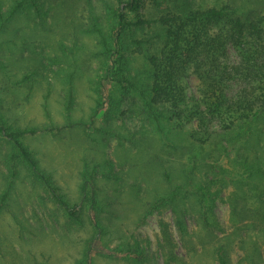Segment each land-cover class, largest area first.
Segmentation results:
<instances>
[{
    "label": "trees",
    "instance_id": "obj_1",
    "mask_svg": "<svg viewBox=\"0 0 264 264\" xmlns=\"http://www.w3.org/2000/svg\"><path fill=\"white\" fill-rule=\"evenodd\" d=\"M99 2L101 15L91 16V23L85 29L96 37L98 69L102 75L91 118L105 104L115 110L122 102L129 101L160 132L164 129L162 125L168 126L170 132L193 126L189 134L193 142L222 135V152L235 155L236 164L246 179L231 183L239 197L229 199L233 225L222 236L218 235L215 209L231 178L229 170L217 162L194 177L196 159L192 158L193 163L180 173L181 182L174 183L166 193L157 194L152 202L144 203V215L170 210L176 234L189 253L195 251L188 240L191 235L187 221L192 219L202 234L198 247L208 252L215 264H234L231 257L234 245L243 253L237 264H264V170L250 160L251 154H255L253 149L262 141V133L253 134L252 125L264 120L262 9L258 5L250 6V0H225L212 6H202L196 0ZM44 4V0H0V31L30 10L41 17L45 14ZM189 75L198 81L194 96H189L186 90ZM104 81L111 89L106 95L100 90ZM71 100L70 90L65 105L67 114ZM38 131L12 126L0 114V137L10 144L4 158L8 175L0 194V216L7 206L13 180L23 172L33 186L43 189L60 212L66 229L88 225L95 230L74 263L92 264L94 240L106 233L99 220L104 199H99L94 174L84 168L81 199L70 202L51 175L40 169L23 141L26 135ZM260 148L264 150V145ZM255 160L259 162L258 156ZM163 164L159 158L155 162L158 173L170 183V174ZM101 176L106 180L116 178L114 171ZM105 203L111 204L107 199ZM159 228L164 264H174L177 256L173 232L163 220L159 221ZM1 245L0 239V263L8 264V260L13 264H27L15 247L4 250ZM96 254L126 264H153L144 245L134 236L105 242ZM34 264L41 263L34 261Z\"/></svg>",
    "mask_w": 264,
    "mask_h": 264
},
{
    "label": "rangeland",
    "instance_id": "obj_2",
    "mask_svg": "<svg viewBox=\"0 0 264 264\" xmlns=\"http://www.w3.org/2000/svg\"><path fill=\"white\" fill-rule=\"evenodd\" d=\"M196 1L202 6H212L225 0ZM44 2L45 14L41 17L30 10L0 31V114L12 126L39 129L34 135H26L23 141L40 169L51 175L70 202L81 199L84 168L94 174L99 199H104L99 220L106 233L94 240L91 263L126 264L99 256L96 251L105 242L134 236L144 245L153 264H164L159 248V221L163 220L173 232L177 256L174 264H215L208 252L198 247L202 234L192 219L187 221L191 235L188 240L195 251L189 253L176 234L172 212L167 209L145 216L144 203L152 202L157 194H164L174 183L181 182L180 173L193 163L192 158L196 159L194 177L217 162L229 170L231 178L215 209L218 235L229 232L233 225L229 199L239 197L231 183L246 179L235 155L222 152V135L193 142L189 138L193 126L170 132L168 126L162 125L164 129L160 132L129 101L122 102L115 110L105 104L91 118L102 75L98 69L96 37L85 29L91 23V16L101 15V3L99 0ZM249 4L258 5L264 14V0H250ZM101 85L103 94L110 92L107 82ZM70 90L72 103L67 114L65 105ZM186 90L189 96L197 95L198 81L193 75L186 80ZM252 127L253 134L262 133L260 145L263 146L264 120ZM260 145L253 149L255 154H251L250 160L264 170V150ZM9 150L10 144L0 137V194L8 175L4 158ZM257 156L259 162L255 160ZM158 158L163 160L171 184L158 173L155 165ZM108 171H114L116 178L104 179L101 173ZM7 199L0 216L1 247L4 250L15 247L27 264L34 261L74 264L85 241L95 233L88 225L66 229L60 212L43 189L33 186L23 172L13 180ZM105 199L111 204H106ZM242 256V250L234 245L233 263L237 264Z\"/></svg>",
    "mask_w": 264,
    "mask_h": 264
}]
</instances>
